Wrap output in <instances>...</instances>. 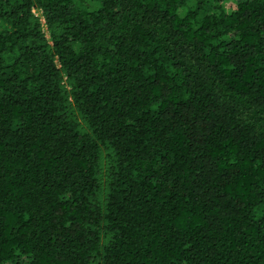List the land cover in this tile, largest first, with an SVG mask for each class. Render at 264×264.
Instances as JSON below:
<instances>
[{"label":"trees","instance_id":"1","mask_svg":"<svg viewBox=\"0 0 264 264\" xmlns=\"http://www.w3.org/2000/svg\"><path fill=\"white\" fill-rule=\"evenodd\" d=\"M0 264H264V0H0Z\"/></svg>","mask_w":264,"mask_h":264},{"label":"built area","instance_id":"2","mask_svg":"<svg viewBox=\"0 0 264 264\" xmlns=\"http://www.w3.org/2000/svg\"><path fill=\"white\" fill-rule=\"evenodd\" d=\"M34 13L36 14V16L41 17L42 23L45 24V19L42 16V13L40 11H38V10H34Z\"/></svg>","mask_w":264,"mask_h":264},{"label":"rangeland","instance_id":"3","mask_svg":"<svg viewBox=\"0 0 264 264\" xmlns=\"http://www.w3.org/2000/svg\"><path fill=\"white\" fill-rule=\"evenodd\" d=\"M231 2H227V4H230Z\"/></svg>","mask_w":264,"mask_h":264}]
</instances>
